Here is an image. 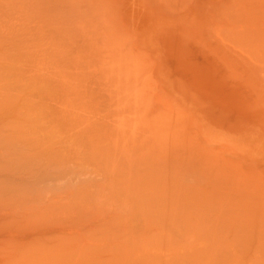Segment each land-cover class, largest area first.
Listing matches in <instances>:
<instances>
[{
	"label": "bare ground",
	"instance_id": "6f19581e",
	"mask_svg": "<svg viewBox=\"0 0 264 264\" xmlns=\"http://www.w3.org/2000/svg\"><path fill=\"white\" fill-rule=\"evenodd\" d=\"M7 1L9 0H6V2ZM16 1L18 2L19 0H16ZM161 1H164V0H160V2ZM170 1H173V0H170ZM176 1H179V0H176ZM190 1L187 0V2H190ZM167 2H168L167 3L168 5L169 3H172L169 1ZM179 4L176 6L181 7ZM15 5H18V6L20 5L19 7L21 8ZM15 5H14L15 7L13 8H17V9L19 8L20 9L19 11L21 13L23 12L22 20H21V17L19 16L20 12L17 11L18 14H16L18 15L17 18H19V20L22 21L20 23L21 24L20 28L22 31H20L19 27L17 26L18 28L17 27L16 29L14 28L15 31L13 30V32H11L14 26L9 27L12 24L10 25L6 24L8 28L5 24L3 26L2 25L3 21L7 22L9 20L7 19V21H5L4 17L2 19L0 16V20L2 21V22L0 21V69L2 70V71L0 70V228H3L4 231L7 233L9 232V234H3L4 237L7 235L6 238H4L5 240H3V244L5 241L7 242V245L8 244L10 245V246L8 245V248H3V246L2 247L0 246V250L4 251V255H3L4 259L7 260L10 264L12 263H15V264H85L87 260V257L85 256L86 254H89L88 252H91L95 255L96 263L100 264V257H101L100 256V252H101L100 251L101 250L100 249V244H101L100 237L102 235L103 236H105L106 234L108 235L109 233L114 234L113 233L114 231L112 230L114 229L113 226L115 225L112 226V224L118 222L117 226L119 229L115 227V233H118L117 236L122 239L123 237L131 238V241L129 244V246L130 245L131 246L128 247L126 245L125 248H122L121 247L122 244H121L119 246H115V249L111 248L112 250L114 249L116 251L115 253H118V256H115L111 259H114L116 262H118L119 259H120V262L126 260V261H130L131 263L134 261L133 263H137V264L138 263L149 264L151 260H154V261L156 260L158 264H175L178 262L177 260H182L181 262H179L180 264L184 263L183 261H185V258L191 257L189 254V251L192 249V247H194L195 245L194 241L196 240L192 236V239H194V241H192V244L190 245L187 244V247H184V245H186L185 243H187L186 239H188L190 235L186 238H184L183 235L185 232H191V230L193 229V226H195L193 224L200 221L198 218L195 217V214L205 215L206 210L210 208L212 209L214 207H215L214 208L215 210L217 207L214 205L213 202H210V201L204 202V200L201 199L202 197L200 196L199 192H202L204 190V187L203 185H200L202 182L201 183L199 182L200 180H202L203 182L206 180L205 178L207 176L206 174H205L206 176L205 175L200 176L199 179L202 177L200 180H194L195 178L194 179L192 178L193 179L192 181L188 177H186L188 179L184 180L185 182L190 180L192 184L193 182L195 183V181H197L198 183L197 185H200L202 187L197 186V185H191L190 183L181 182L183 181V179H180L182 178V176L178 174L179 171L177 170L178 173L174 171L176 168L175 167L176 164L174 166L172 165L174 170H168L166 167H164V165L167 162L169 163L167 164L170 165L171 162H174V160L177 159L175 157V156H178L176 155V153H174L175 155L173 154L174 156L170 155L172 156L170 157V159L163 160L165 161V164L162 161L160 163L156 162L157 168L159 167V164L163 166V167L160 166L159 167L160 169L157 170L155 163L154 162L151 163V161L149 160L150 158L156 157V156L153 157V154L155 155V153H152V152L149 153V148L147 144L145 143V141H144V144L146 145H144L143 142L140 145L138 143V140L136 141L134 140V138H136L137 136H140V134L136 135V137L131 135L132 133L130 130V125H128L127 123V120H128L127 118H129L130 115L127 117V114L133 112V111L129 112V110L133 109L131 104L133 103L132 85L134 83V80H133L131 73L127 72L128 66L125 67L124 64L123 65L121 64L122 66H124V68L122 67V69L124 70L125 68H127L126 69L127 71L125 70L122 71L121 67L119 68V63L121 60L118 62L117 55L115 56L111 48V44H113L114 40L105 39L106 37H108L109 35L108 33L110 32L108 31L110 26L108 25V28H107L105 19L107 18L106 16L107 12L108 13L110 12L108 11V9L106 11L104 7H100V0H21L18 2V4H15ZM6 12H7V9H6ZM114 14H112L111 16H113ZM6 16L7 15H5V17ZM238 16L242 20L239 14ZM12 17H13V14H11V18ZM114 17L116 18V16L114 15L113 17L110 18V20H112ZM13 18H16V17H13ZM19 20H17L16 23H18ZM11 21L12 22L9 21V23H13L14 25V22L16 20L14 21L13 19H11ZM124 24H126L124 20L121 21L120 19L121 29L124 28L123 27ZM17 30L18 32H22V35H21L22 38H20L21 36L18 37L21 34L19 33V35L17 36V38L19 39L14 37L15 39L11 38V40H16V42L13 41L14 44H17V41L18 42L22 41V42H19L20 44L22 43L21 46L19 43L17 44L19 45L18 47H20L21 50L22 49L24 50L22 45H24V47L27 48L25 49L26 51L24 50L25 54L23 53L24 55L21 57H25L26 54L28 55V52H27L28 47L26 46L27 45L25 43L26 40L24 39H27V42H28V39H34V41L37 39L36 41H38V42H33V45L35 43H37L38 45L35 44L36 46L34 45L33 47V45H31L29 47L30 49L31 47L35 48V53L39 54V55L36 54L38 56V59L36 58L37 61H40L42 59L43 61L47 62L46 65L43 67L45 69L44 71L42 70L41 66H43V64L45 63H42L41 61L40 62L42 63V65L37 64L39 65V66L36 65L37 71H34V72H38V74H40L41 76L42 75L46 76L43 78L44 79L43 84L44 83L47 84V79L51 78L48 80L49 82H51L50 84L52 86L54 85L55 87L57 85L58 87L57 83H59V81H57L54 78V75L55 77H57L58 74L60 75L62 74V72L64 73V71L62 72L60 71V73H58L57 69L54 67L55 65L60 66L62 68L64 67L63 70L66 69V71L70 67L77 68L81 70V72H84V73L89 72L90 74H93L94 76L96 75L97 77L96 78L97 85L100 86V103L102 106L104 105V108H103V111H105L104 112L105 113L104 122L106 123H105V129L103 132L104 136L101 138L102 144L100 145V147H98L100 148V150L95 151L94 155L96 156L93 155V157H95L94 160L96 159L98 160L97 164H96V161L95 163H93L91 160H90L91 162L89 161L90 156L89 157L86 156V157H88V161L90 162L89 164L92 163L98 166L101 164L100 161L103 162L101 165H105L106 173H107L105 178L109 180L111 185L117 184L116 185V188H118L117 196L119 197L116 201L112 200L111 202L107 200L109 203H105V204H107L108 206L107 205L104 206L103 204H101V206L105 207L104 210H100L101 208L100 206V179L96 180L93 177L94 174H96L95 177L98 176L97 174H99L100 172V166L96 167L94 171H91L93 173L92 175V173L87 170V168H90V167L86 168L85 164L81 163L83 159H86L84 158L85 154H88V153H85V154L82 153L83 152L82 143L80 142L78 145L71 143V147H70L69 145H67L68 143L67 142L66 145L69 148L66 150L65 148L66 145L65 143H63L64 141L62 140L64 138H61L60 136L57 137L55 135L58 138L57 139L56 137L50 135L48 136L49 137L48 139L47 138L43 139L42 137L44 136V134L42 133V131H44L43 129L45 127L43 126L44 128H42V126L41 127L39 126L41 122L43 124V121L41 120L42 117H40L38 120L36 119L37 121L35 119L32 120L31 117L35 116L34 111L33 113H31V117H30L28 113H26L25 111L23 112L20 109L21 107L22 108L24 107L23 104L21 103L22 101L24 102V100H21L20 97H22L23 99V96H25V98L26 96H28V94L26 93L27 94L26 95L24 92L25 87L29 85H31L29 86L31 88L33 87V85L34 87H36L38 85L37 81L38 80L39 82L42 81L38 79L41 76H39L37 80L34 79V81L36 82H34L33 79H31V81L34 82L33 85L31 82L29 83L28 81H27V84L29 85H27L24 83L25 81L22 82V80L20 79L21 83L19 85L22 84L23 87L21 86L19 87L15 86V87L23 88L24 90L22 89L17 90L15 87H11L8 89L7 84L8 83L10 84L11 82L10 80L15 81L14 78L17 79L16 78L17 71L15 73L10 72L11 78L9 80L5 79L6 77L5 75H9V72H8L9 69L8 71H6L7 74H5L6 72H4L5 70L3 69H7L8 67L9 68L11 67L8 65H5V67H7L5 68L3 64L6 61L5 60L3 61V59H6L7 61H9V62H6L7 64L13 62L11 61L13 60V58H11V60L8 59L9 58L8 55H10L11 57L12 50H14V52L17 51L11 48H18V47L16 46L11 47L10 45L11 40L10 38H9L10 41L7 40V35L9 34V32L14 34V32H16ZM255 31L257 32V30ZM263 31L261 32L263 33ZM242 38H241V42L244 44ZM117 40L119 41V39ZM128 41H130L129 44H132L131 40H128ZM126 42L124 43V44H127L125 45V47L128 46V43ZM115 44H117L118 47H121L120 45H118V43H115ZM115 44L114 46L116 47ZM251 46L253 45L251 44ZM7 50L9 51V54H7L8 53ZM31 51L34 52L33 49ZM4 53L7 54V57H5L6 55L3 56ZM21 53H22L21 51L19 52V54L14 53L13 56L15 57V54H17L19 58L17 59L19 61L21 59L19 57ZM57 53H60V54H57ZM39 58L41 59L39 60ZM17 59L16 61L13 62V64L15 62L18 63ZM53 60L58 62V63H54L55 64L54 66H53ZM22 61H25V60H22ZM22 63L20 61L21 65ZM30 63L32 62L30 61ZM13 64L11 63V66ZM14 66L15 67L12 66V68L16 70L15 69L16 65ZM33 66L35 67V65ZM18 67H19V69H17L18 71H20L21 69L25 71L24 70L26 68L25 66L24 68H22V66H17V68ZM12 68L10 70H12ZM28 69L26 68V72L28 71ZM33 69H30L29 71ZM29 71L27 74L33 75L32 73L34 72H29ZM53 71L55 72V74ZM2 73H4V76L2 75ZM13 73H14V76L16 77H13ZM20 73H22V70L21 72H18L19 78H21L22 76V74L20 76ZM24 73L25 72H23V74ZM37 75L35 76L37 77ZM48 76L49 78H47ZM27 78L29 77L27 76ZM30 78L32 77L30 76ZM60 78H61L60 80L61 83L63 82L62 84H65V79H63L65 77L63 76L61 77L60 75ZM52 80L54 81L53 83H52ZM7 81H10V82L7 83ZM50 84H47V85L49 86ZM41 87H39V89H42L45 87L44 88L45 91H47L48 89L50 91V87H47L48 89L44 85L42 88ZM55 87H52V88L56 89L57 87L56 88ZM14 88L16 89V91L14 90ZM37 89L35 90L34 88V90L32 91L31 89L28 88L25 91H28L30 93L31 99H34V97L32 98L34 94L33 92H35L34 95H36V92H38L39 90ZM42 90L39 92H44ZM20 91L22 95L20 94ZM140 91L141 89L139 90V92ZM51 93H53V91H51ZM142 94H144L145 96L146 93H141V95ZM147 95L149 94L147 93ZM68 98H70V96H68ZM18 99H20L21 101ZM17 100L20 101V104H22V106L20 104H19L20 106H18L17 104V106L20 107L19 108L20 110H17L16 105L14 106V108L16 107V110L13 108V105L18 103ZM138 100H141V99H138ZM25 101L29 103L27 98ZM10 103H12V105ZM33 103L34 102H32V104ZM28 105L30 106L31 104H28ZM28 105H26L25 107L28 108L27 110L32 112V110L29 109ZM36 105L41 106L38 102ZM42 106H41V109L39 108V110H42V108H44V110H42L44 113V111L46 110H45V107L44 106L42 107ZM60 106H63V105H60ZM60 106H57V108H55L52 105V108L54 109L53 111H55V109L58 111L56 113L52 111L53 113L52 115L56 114L58 118L62 119L64 116V113L60 109L62 108ZM30 107H33V105H31ZM168 108L170 110V107ZM36 109L38 110V106H36L35 111ZM19 111L21 112L18 114L17 112ZM21 113L24 116L26 115L29 116L30 119L27 117H24ZM39 113L40 115L42 114L41 111L37 112L38 117H39ZM44 114H46L45 118L51 117L50 115H47L48 113L46 112ZM49 114L51 113L49 112ZM58 114L60 115L63 114V116L61 115L62 117L61 116L59 117ZM156 114L158 116H161L162 114H165V112L158 108V112H156ZM36 117L37 116H35L34 118ZM26 118L32 122L33 126L35 125H38V126L37 127L35 126L34 128L32 127V130H31V127L24 126L27 123ZM51 119L52 121L54 120L53 117ZM55 119H56V116H55ZM43 120H44V117H43ZM48 122H51V120H49ZM56 123L55 125H57ZM146 125L147 124H145L146 130L150 131L153 129V128L147 129L148 127ZM84 126H85V123L83 127ZM26 127H28L29 129L26 130ZM86 127H88V125H86ZM40 128H42L41 131H39ZM80 128L82 129V126H80L79 129ZM137 129L135 130L138 131ZM32 131L33 132L35 131V132L33 133ZM39 132L43 134V136L41 137L42 139L38 137L39 135H41V133ZM82 133L79 132L78 134L84 137L85 132L83 133L84 135ZM145 133L149 134L152 132L147 131ZM142 134L143 136L145 135L144 132ZM149 135L151 136L153 134H149ZM141 138L143 137H140L138 139H141ZM145 138L147 139V137ZM153 138L152 136L150 137V139H153ZM146 141L149 145H151L150 143L154 141V139L151 140L150 142H148V140ZM154 142H156L158 145H160L161 143V142L158 143L157 140ZM83 144L85 145L84 142ZM233 145L235 147L237 146L236 144H233ZM239 148L244 149V150L248 148L251 152H253V153L250 152V154H252L254 158L256 157L261 158L259 157V155L264 156V140H261V139H255L254 141L248 140L246 141V144L244 143L241 144ZM85 150L87 152V149ZM100 156L102 157L101 159H100ZM171 158L173 159L170 162L169 160H171ZM155 159H158V158H155ZM88 161L85 163L88 164ZM98 162L100 164H98ZM81 164L83 165L84 168H86L87 171H85L83 167H81L82 166ZM152 164H154L156 169L153 168L154 166L152 167ZM172 167L170 168L172 169ZM187 168H190V167H187ZM204 178L205 180H203ZM210 180L211 179H209V181ZM91 189H93V191H91L93 193L91 192L89 193V190ZM91 199H94V200L91 201ZM111 206H113L112 213L109 212L111 211L110 210ZM107 207L108 209H106ZM100 212L102 214H100ZM177 215L184 216V219H186L187 217L188 221H186V223L187 224L189 223V224L188 225L186 224V227L189 226L187 228L188 231L180 229L179 225L175 226V225L170 224L169 226V224H167L168 223L167 220L169 218H173ZM216 217H217V214H216ZM133 219H137L140 222L139 223L140 229L138 230L139 234L136 232L137 236L133 235L136 229L134 228V224L132 225V223L129 221ZM125 222H127L129 225H127ZM214 222L213 224H211L212 226L209 225V227L213 228L215 224ZM221 224H222V221L220 223L221 227L218 225L216 228L218 229L216 231L217 237H220L218 235V232L220 231H222L220 233H223V234L224 233L229 234V235L235 234V226H232V228H229V229H223V225ZM104 226L107 227V230H106L107 232L104 230L106 229ZM100 227L104 228L102 229L101 233L105 231V234L103 232L101 235ZM35 228H38V229H35ZM108 228L112 230L110 231ZM200 228L201 227L199 226L196 231V233L198 232L197 233L198 237L200 236L199 239H202V240L206 239L207 242H209L208 241L210 239L208 236L209 233L201 232ZM253 228L255 227H251V229ZM177 229L180 231V234L176 232ZM116 230H120V233L122 234H120L119 232H116ZM172 230L173 231L175 230L174 232L178 233L179 235L183 237L184 245L181 240H177L178 237L176 238L177 240L176 242H178L179 245L181 244V246H178V247L176 245L173 246L172 241H171L172 242L171 245L169 243H168L169 245L165 244L169 241V238H167V236L170 234V232H172ZM239 230L240 229H238V231ZM240 231L238 232V235L240 234ZM245 231H247V229ZM254 231L257 232L256 229L255 230L253 229V231L251 230V233H252L251 236H253V234L255 233ZM263 231L264 230H262V232ZM176 233H174L173 235H177ZM199 233H202V234H199ZM258 234H256V236ZM213 235H214V231H213ZM157 236L158 237L160 236L161 239H164L166 241L161 240L160 238L158 239L159 241H157L155 238ZM116 237L114 236L111 238H115L113 240L116 241V239L118 240V238ZM227 237L229 238L231 236L227 235ZM108 238H110L109 235H108ZM225 240L227 243L228 239H226V237H225ZM262 241H264L263 238H262ZM262 241H259V243H261ZM223 242L225 241L223 240ZM251 242H254V241H251ZM103 244H105V242ZM115 244H116L115 242L113 244L110 243V245H115ZM220 244L221 243L219 242L217 243L213 242L211 245H208V246H211V247L215 246L214 247V250H215L216 246ZM263 244L264 243L257 244L261 247L257 249L255 248L257 252H258V249L261 252L263 251L264 246H261ZM254 246H256V244ZM102 247L103 246H101V248ZM230 247H233V246L231 245ZM198 248L195 249V251L198 252L199 259H201L203 257V256H200L199 254L201 253V248H199V250ZM234 248H237V247L234 246ZM103 249L105 250V247ZM155 249L158 250V253L151 255L150 251L155 250ZM229 249L230 248L225 249V250H227L228 253L230 252L232 253L231 251L232 248L230 250ZM8 251L10 252L8 253ZM103 251L101 253H103ZM234 251L236 250L234 249ZM239 252H244V250L239 251ZM255 252L254 254H256ZM222 253H223V250H221L220 252V255H219L220 257L221 255L223 257ZM233 254L234 253H232V255ZM261 255L259 258L262 257ZM149 256H151L152 259ZM241 256L244 257L245 259L246 258L248 259L250 256V253L243 254ZM107 257H104V258L107 260H111ZM181 258H184V259H181ZM188 258L186 260H188ZM205 258L206 257H204L203 259ZM233 258L235 259V257ZM249 259L248 261H250ZM253 260L255 259H252L251 262ZM105 261L103 260V262ZM260 261L262 260L260 259ZM112 262L113 260L111 261V264ZM224 262H222V264ZM237 263L240 264V262H237ZM256 264H262V263L257 262Z\"/></svg>",
	"mask_w": 264,
	"mask_h": 264
},
{
	"label": "rangeland",
	"instance_id": "374dc122",
	"mask_svg": "<svg viewBox=\"0 0 264 264\" xmlns=\"http://www.w3.org/2000/svg\"><path fill=\"white\" fill-rule=\"evenodd\" d=\"M9 1L6 2V0H0V16L2 19L4 17L5 21H7V19L10 22H12L11 19H13L14 21L16 20V21L14 22V25H13V23H9V21H7V22L3 21V24L2 23L1 24L3 26H4V24L5 25L6 24L7 25L12 24L9 26V27L14 26L13 29L11 30V32H13V30L15 31L17 26L19 27V30L22 31L20 28L21 27L20 23L22 22L21 20L23 17V14H22L23 12L21 13L19 11L20 10L19 8H21V7H19L20 5L19 6L15 5V4H18V2L21 0H19L18 2L16 0H9ZM14 5L19 7V8L18 9L13 8V7H15ZM118 5H119L118 0H100V7H104V9L106 11L108 9V11L110 12V13L107 12V15H106L107 18L105 19L106 24H107V28H108V25L110 26L108 29V31H110V32L108 33L109 34L108 37H106L105 39L114 40L113 44H111V48L113 50V53L115 54V56L117 55L118 62L120 60L121 61L123 60L122 61L123 63L120 61L119 68L121 67L122 71L128 70L127 72L131 73L133 80H134V83L132 85L133 103L131 104L133 109L129 110V112L130 111H133V112L127 114V117L130 115L129 118L126 117L128 119L127 123H128V125H130V130L132 133L131 135L136 137V135L140 134V136H137L136 137L137 139L134 138V140L135 141L138 140V143L140 145L142 144V142L144 144V141H145V143L147 144V146L149 148V153L150 152L155 153V155L153 154V157L154 156H156V157L150 158L149 160L151 161V163H153V162L155 163L156 168H157L156 162L160 163L162 161L165 164V161H163V160L170 159V157L174 156L175 155L174 153H176V155H178V156H175L177 159H175L174 162H171L174 157L171 158V160H169L173 164L170 163V165H171L170 166V165H168L169 163L167 162L168 164L166 163L165 164L166 166L164 165V167H166L168 170H174L172 165L174 166L176 164L175 165L176 168L174 171L177 173L179 171L178 174L180 176H182V178H180V179H183V181H181V182H185L184 180H186L188 178L191 179L192 181L194 178H195L194 180H200L202 177L200 179H199V177L206 174L207 175V176L205 175L206 180L204 178L203 179V180H205L204 182L202 180H200V182H199V183L202 182L203 184L201 183L200 185H203V187H204V190L202 192H199V193H200V196L202 197L201 199H203L204 202H208V201L213 202L214 205L217 207L214 210L215 207L212 206L214 208H212V209L210 208V209L206 210L205 215L195 214V217L198 218L200 221L196 222L195 224L192 223L195 226L191 225V226H193V229L191 230V232H185V231H188L187 228L189 227V226L186 227V224H187L186 221H188L187 217H186L187 220L184 219V216H182V215L181 216L177 215L173 218H169L167 220L168 221L167 224H169V226H170V224L175 225V226L179 225L180 229L185 230L184 231L185 233L183 232L184 233L183 237L186 238L189 235L190 236L188 239H186L187 243H185L186 245H184L183 237L181 235H179L180 231L177 229L176 232H178L179 233L178 234V233L174 232L175 230L174 231L172 230L173 233L170 232V234L168 233L169 234L168 236L166 235L167 238H169V241L165 244L171 245L173 242V246L176 245L178 247V246H181V244L179 245L178 242H176V241L181 240L184 247H187V244L190 245V244H192V241H194V239H192V236L195 238V240H196V241H194L195 245L189 251L190 256L193 258L189 257L190 258V260H189V258L187 257L189 261L186 260L187 258H185V261H183L184 263H182V264H187V263L188 264H217V262H218V264L219 263L222 264V262H224V261L225 262L223 264H239L237 262H240V264L241 263L242 264H256L257 262L258 263L261 262L262 264H264V249L262 252L259 251V249H258V252L256 251L257 248H261L257 244L264 243V241H262V238L264 240V231L262 232V230H264V156L259 155V157H261V158H257V157L254 158L253 155L250 154L251 151L248 148L246 150L239 148V146L241 144H243V143L246 144V141H248V140H253V141L255 139L264 140V40H263L264 39V31H263L264 30V0H233V3H232L233 39L235 42L233 44V46L237 50H240L242 55H244L243 57H246V59L248 60V68H249V74L244 75L243 78H241L242 81L240 83L242 86L238 87L237 86L238 83L236 81L238 79V77L234 78L233 92H232V94H233L232 95L233 114H234L233 115V132L232 133H222V132H217V131L211 130L210 128H205L206 125L204 126L194 119H193V122L189 121V124H187V120L184 117H178V116L170 115L167 112H165L164 110L163 111L165 112V114H162L161 116H158L156 114V112H158V108L160 110H162V109L157 106V104L155 102V96H156V99H158L157 102H159L160 104H165L162 101L164 96H160V94L158 95V93L156 95V85L154 82V77H153V75H151L150 66H149V63H147L146 58L144 57L145 56L144 53L143 52H137L136 50H134V46L132 45L133 44L132 42H131L132 44H129L130 41H128V40H131V39L126 38V36L128 34V31L126 29V24H124V26H123L124 28L121 29L120 18H119V13H118ZM109 8L111 9V11ZM6 9H7V12H6ZM112 10L115 12V14ZM17 11L20 12L19 16L21 17V20H19V18H17V16H18V15H16V14H18ZM15 12H17V13H15ZM11 14H13V17H16V18H13V17L11 18ZM112 14H114L116 16V18L115 17L113 18L114 20L113 19L110 20V18L114 16V15L111 16ZM238 14L241 16L242 20L240 19ZM5 15H7V16L5 17ZM9 16H10V18H9ZM17 20H19L18 23H16ZM234 20H236V21H234ZM238 20L241 22H239ZM114 23H115V25H114ZM7 28H8V26H7ZM255 30H257L258 33ZM124 31H125V33H124ZM261 31H263V33ZM11 32H9L10 35L9 34L7 35V40H9V38H10V40H11V38H13V39L17 38L19 33H21V34L18 37H20L22 35V32H18V30L16 32H14V34H12ZM16 33H18V34H16ZM235 35H237L238 37ZM8 36H10V37H8ZM20 38H22V36ZM241 38L243 39L244 44L241 42ZM17 39H19V38H17ZM117 39H119V41ZM24 40H26L25 43L27 45L26 44L25 45L28 47V50L30 49L29 46L33 45V42H38V41H36L37 39L35 41H34V39H28V42H27V39H24ZM11 41H10L11 47H14V46L18 47L19 45H17V44L19 42H22V41H19V42L17 41V44H14V42H16V40H11ZM125 42L128 43V46H126V47H125V45H127V44H124ZM115 43H118V45H120L121 47H118L117 44H115ZM241 43H242V45H241ZM21 44H20V46H21ZM35 44L38 45L37 43H35ZM114 44L116 45V47L114 46ZM251 44L253 46H251ZM34 45H33V47H34ZM22 46H23L24 50L27 49L26 47H24V45H22ZM33 47H31V49L29 51L27 50L28 55L27 54L25 55L27 60L25 57H21L25 54L23 49H22L23 50L22 51L20 47L11 48V49H15V51L17 50L19 52L20 51L22 52L21 55H19V57L21 58L19 61H18L19 58L17 55V54H19V52H17V51L14 52V50H12V52L17 53V54H15V57L13 56L14 53H12V52H11V57H10V55H8V57H9L8 59L11 60V58H13V60H11L13 62L16 61V59L18 58L17 62L19 63V65L16 62L13 64V62L10 61L13 64L12 65L13 67H15L14 65H16V68H15L16 70H14L12 68L11 63H8V64L6 63L9 61H7L6 59H3V61L4 60L6 61L5 62L6 64L5 63L3 64L4 67H5V65H8L12 68V70H14V71H12V70H10L11 68L5 67L7 69H3V70H5L4 72L8 71V69H9V71H8L9 75H5L6 76L5 79L9 80L11 78L10 72L15 73L17 71L16 72L17 77L14 76V73H13V77H16L17 79L14 78L15 81L10 80L11 82L7 81V83L10 82V84L9 83L7 84L8 89L11 87H15V86L16 87H19V86L23 87L22 84L19 85L21 83V80H22V82L25 81L24 82L25 84H27V81H28L29 83L31 82L33 85L34 82H36V81H34V79L37 80V78L39 76H41L40 74H38V72H34V71H37L36 67L39 65H42V63H45V64H43V66H41L42 70L43 71L45 70L43 67L46 65L47 62L43 61L41 58H39V60L41 59L40 61L42 63L40 61H37L38 56L36 54H38V53H35V48H33ZM32 49L34 50V52L31 51ZM115 50H116V52H115ZM121 50H123V51H121ZM116 53H118V54H116ZM7 54H9V51ZM7 54L4 53L3 56L6 55L5 57H7ZM57 54H60V53H57ZM257 59H259V60H257ZM22 60H25V61H22ZM20 61H21V63L23 62L22 65L20 64ZM30 61L32 63H30ZM25 62H27V63H25ZM54 63H58V62L53 60V66L55 65ZM32 64L35 65V67ZM37 64H39V65H37ZM121 64L122 65L124 64L125 67L128 66V69L125 68L123 70L122 67L124 68V66H122ZM23 65L27 69L30 67L28 69V71L30 69L34 68L33 70L29 71V72H34V73H32L33 75H31V74L28 75L27 74L28 71L26 72V68H25L24 69L25 71H23V69H21L22 73H20V76H21V74H22V76L23 75L24 76L23 77L21 76V78H19L18 72H21V70L18 71L17 69H19V67L17 68V66H22V68H24ZM54 67L57 69L58 73H60V71L61 72L64 71V73L62 72V74H60V75H61V77L62 76L65 77V78H63V79H65V84H62L63 82L61 83V81H60L61 78H60V75L58 74L59 77L58 76L55 77V75H54V78L57 81H59V83H57L58 87L56 85V87H57L56 88L54 85L52 86L50 84L51 82H49L48 80L51 78H49V76L47 77V78H49V79H47V84H50L48 86L46 83L43 84V82H44L43 78L46 76L42 75L40 78H38V79L42 80L41 82H39V80L37 81L38 85H39V87H41V86L43 87V85L46 86V88L50 87V91L48 88H47L48 90L45 91L44 90L45 87L44 88L41 87L43 89L42 90V89H39L38 85L36 87H34V85H33L35 90L37 88L39 89V90L37 89L38 92H36V95H34L35 92H33L34 94H33L32 98L34 97V99H31L30 93L28 91H25L28 88L33 91L34 88L29 87L31 85L27 84V85H29V86L26 85L28 88L24 86L25 90L23 88H16L15 87L17 90L22 89V90H24L25 94L26 93L28 94V96H26V98L29 101V103L27 101H25L26 98H25V96H23V99H22V97H20V99L24 100V102L26 103L25 104L23 101L21 102L24 107L23 108L18 107L20 105L22 106V104H20L21 100L18 99L20 101L17 100L18 103L14 104L13 108L15 105L17 106V104H18L17 110L21 109L23 112L25 111L26 113H28L30 115V117H31V113H33V111H34V115L37 117H38L37 112L41 111V113L43 115L42 114L40 115V113H39L38 118L37 117L34 118L35 116L31 117L32 120L33 119L38 120L40 117H42L41 120L43 121V124L41 122L39 126L40 127L42 126V128L45 127L43 129L44 131H42L44 136L41 132H39V133H41V135L38 134L39 138H41L43 136L42 137L43 139H45V138L48 139L49 138L48 136H50V135L54 136V137L60 136L61 138H64V139H62L64 141L63 143H65V145H66V143L68 142L67 145H69L70 147H71V143L77 144V145L80 142L82 143V148H83L82 153H84V154L88 153L89 155L85 154L84 158H86V159H83L84 162L82 161L81 163L82 164L84 163L86 168L87 167L92 168V169L87 168V170L90 172L94 171V169H96V167L100 166V172H99L100 175L97 174L98 176L95 177L96 174L93 175V173L92 172L91 173L96 180L100 179V206H101V204H103L105 206V205H107L105 203H109L107 200L112 202V200L116 201L119 197L117 196V194H118L117 193L118 188H116L117 184L111 185L109 180H107L105 178L107 173H106L105 165H101L103 162L100 161L101 164L98 162V164H100L98 166H96L92 163L89 164L91 161L93 163H95V161H96V164H97L98 160L97 159L94 160L95 157H93V155L95 154V151L100 150V148H98V147H100V145L102 144L101 138L104 136L103 132H104L105 123H106V122H104L105 121V117H104L105 111H103L104 105L102 106L100 103V86L97 85V81H96L97 77H96V75L94 76L93 74H90L89 72L84 73V72H81V70H79L77 68H73V67L72 68L70 67L71 69L68 68L67 71L70 70L68 72L66 71V69L63 70L64 67L62 68V67L57 66V65H55ZM23 72H25L26 74L25 73L23 74ZM66 72H67V74H66ZM35 73H37L38 75ZM5 74H7V72ZM54 74H55V72H54ZM2 75L4 76V73H2ZM35 75H37V77ZM27 76L29 78H27ZM30 76L32 78H30ZM33 76H34V78H33ZM22 78H24V79H22ZM57 78H59V79H57ZM31 79H33L34 82L31 81ZM53 82L54 81L52 80V83ZM52 87H55L56 89H54ZM246 87L249 89V91L247 90ZM15 88H14V90L16 91ZM51 88H52V90H51ZM140 89H141V91L139 92ZM41 90L44 92H39ZM21 91H20V94H21ZM51 91H53V93H51ZM45 92H47V93H45ZM141 93H146V94L144 96V94L141 95ZM147 93L150 96L147 95ZM31 94H32V92H31ZM51 95H52V97H51ZM68 96H70V98H68ZM147 96H149V97H147ZM8 97H7V99H8ZM136 97L138 99H141V100H138ZM139 97H141V98H139ZM36 98H37V100H36ZM35 100L41 106L43 105L45 107L46 111H44V113L45 112L48 113L47 115H50L51 117L48 116L50 118H45L46 114H44L42 111V110H44V108H42V110H39V108L41 109V106L36 105L37 102ZM8 101H10V100H8ZM32 102H34V103L32 104ZM27 103L33 105V107H30L31 105L29 106ZM10 104L12 105V103H10ZM26 105H28L29 109L32 110V112L27 110L28 108L25 107ZM52 105L55 108H57V106L63 105V106H60V107H62L60 109L64 113L65 117L63 116V114H61L63 116V118L62 119L58 118V116L55 114L58 111L56 109H55V111H53L54 109L52 108ZM36 106H38L39 111L37 109L35 111ZM154 108H156V109H154ZM167 108H168V106H167ZM14 109L16 110V107ZM170 110H169L170 112H174V111H176V107H170ZM52 111L55 112L54 113L55 115H52L53 114ZM20 112L21 111H19L17 113L19 114ZM49 112L51 114H49ZM58 115H59V117L61 116L60 114H58ZM137 115H138V117H137ZM55 116H56V119H55ZM24 117L29 118V116H27V115ZM43 117H44V120H43ZM52 117L54 119L53 121L51 119ZM27 118H26V120H27L26 124L27 125L25 124L24 126L31 127V130H32V127L34 128L35 126L36 127L38 126V125L33 126L32 122L30 120H28ZM45 119H47V120H45ZM48 119L51 120V122H48L49 121ZM39 122H40V120H39ZM54 122L57 125H55ZM133 122H135V123H133ZM30 123H31V125H30ZM84 123H85V126L83 127ZM144 123L147 124L146 125L148 127L147 129H149V128L150 129L153 128V129L150 131L146 130ZM86 125H88L89 128L86 127ZM80 126H82V129L85 130L84 131L80 128L83 131V133L85 132L84 137L82 135L78 134L79 132L82 133V131L79 129ZM28 127H26V130L29 129ZM193 127L197 128V129L199 128V131L202 132L200 140H198L197 137L191 133L192 131L189 132V129L192 130ZM42 128H40V130L39 129L38 130L41 131ZM135 129H137L138 131H136ZM143 130H145V131H143ZM142 131L144 132V134H145L144 136L147 137V139L143 136ZM147 131L152 132L149 134H153V135H151L152 138L154 137L153 138L154 141L157 140L158 143L161 142L160 145H158L154 141H152L150 143L151 145H149L147 143L146 140H148V142L153 140V139H150L151 136L149 134L145 133ZM46 133H48V134H46ZM140 137H143V138L138 139ZM83 142L85 143L86 146L83 144ZM197 143H199V144H197ZM146 144H144V145H146ZM233 144H236L237 146L235 147ZM67 145L65 147L66 150L69 148ZM202 145L207 146V147L217 146L218 149H206ZM151 147H152V149H151ZM157 148L159 149V151ZM85 149H87V152ZM251 153H253V152H251ZM170 155H172V156H170ZM86 156H88V157L90 156V158H89V161L91 160L90 162L88 161V157H86ZM94 156H96V155H94ZM91 158H93V159H91ZM101 158L102 157L100 156V159ZM155 158H158V159H155ZM87 161H88V164L85 163ZM153 166H154V164H152V167ZM155 166L153 168H155ZM160 166L161 165L159 164V167ZM81 167H83V165ZM159 167L157 168V170L160 169ZM161 167H163V166H161ZM170 167H172V169ZM187 167H190V168H187ZM86 168L83 167V169L85 171H87ZM179 175H178V177H179ZM186 177H188V178H186ZM209 179H211V180L209 181ZM185 183H190L191 185H197L198 184L197 181H195L196 184L194 182L192 184V182L190 180H188ZM200 185H197V186H200ZM205 185H206V187H205ZM200 187H202V186H200ZM91 191H93V189L89 190V193ZM91 193H93V192H91ZM93 200L94 199H91V201H93ZM213 203H211V204H213ZM109 205H111V204H109ZM104 206H101L100 210H104L105 209ZM208 207H210V206H208ZM109 208H110V206H109ZM106 209H108V207ZM110 210L111 211H109V210H107V211L112 213L113 212L112 211L113 206H111ZM202 212H204V211H202ZM100 214H102V213L100 212ZM216 214H217V217H216ZM172 220H174V221H172ZM129 221L132 223V225L134 224V228L136 229L135 230L133 228L135 230L133 235L137 236L136 232L139 234L138 230L140 229V225H139L140 222L137 219H133V220H129ZM219 221H220V223L222 221L221 225H223V229H229V228H232V226H235V234L234 233H233L234 235H229V234H225V233L223 234V233H220V232H222V231H220V232H218V235L220 237H217L216 231L218 229H216V228L218 225L220 226ZM213 222L215 223L213 228L209 227V225L213 224ZM125 223L127 225H129L127 222H125ZM117 224H118V222L112 224V226L115 225V226H113L114 227L113 230L108 228L110 231L111 230L114 231L113 232L114 234H112V233L108 234L110 236V238H108L107 234L105 236L102 235L103 232L105 234L107 227L104 226L106 229L100 227V233H101L102 229L105 230L101 233L102 236L100 235L101 236L100 237V241H101L100 243L102 244V245L100 244V249H101L100 251L102 252L104 250L103 248L105 247V250L103 251L104 254L100 252V256H101L100 257V264H111L112 260L114 262V263L112 262V264H116V263L117 264H137V263H133L134 261L130 263V261L124 260V261H121L122 262L121 263L120 259L118 262H116L114 259H111L115 256H118V253H115L116 251L114 250L115 246H119L121 244H122V246H121L122 248H125L126 245L128 247L131 246V245L129 246L131 238L123 237V239H124V241H123L122 238H119L117 236L118 233H115V227H117V229H119ZM199 226L201 227L200 228L201 232L209 233L208 234V236L210 238L208 240L209 242H207L206 239H203V240L199 239L200 236L198 237V234H197L198 232L196 233L197 228ZM206 226H208V227H206ZM251 227H255L253 229L257 230V232L254 231L255 233L253 234V236H251L252 235L251 230L253 231V229H251ZM259 228H260V230H259ZM2 229L3 228H0V239H1L0 240V246L1 247L3 246V248H8L9 244L7 245V242L4 241V244H3V240H5L4 238H6L7 235L4 237L3 234H9V232L7 233L4 231V229L3 230ZM35 229H38V228H35ZM238 229L241 230V231L239 230L240 231L239 235H238V232H239ZM246 229H247V231H245ZM213 231H214V235H213ZM116 232L120 233V230H116ZM236 232H237V234H236ZM258 232H259V234H258ZM174 233H176L177 235H173ZM120 234H122V233H120ZM199 234H202V233H199ZM256 234H258V235L256 236ZM210 235H211V237H210ZM212 235H213V237H212ZM227 235L231 236V237L228 238ZM114 236L115 237L117 236L116 238H118L119 241L117 239H116V241H114L113 239H115V238H111ZM221 236H223V237H221ZM157 237H155V238L157 241H159L158 239L160 238V236L158 238ZM225 237H226V239H228L227 243H226ZM239 237H240V239H239ZM125 238L127 239V241ZM176 238H177V240H176ZM206 238H208V237H206ZM102 239H104V240H102ZM221 239H223L225 242H223V240H221ZM112 240L116 243L115 245H110V243H112V244L114 243ZM120 240H122V241H120ZM161 240H164V239H161ZM102 241H104L105 244H103L104 242H102ZM164 241H166V240H164ZM251 241H254V242H251ZM259 241H262V242L259 243ZM213 242H216V243L219 242L221 244L217 245L215 250H214L215 246H212V247L208 246V245H211ZM161 244H162V242H161ZM255 244H256V246H254ZM231 245L233 247H230ZM101 246H103V247L101 248ZM234 246L237 248H234ZM261 246H264V244ZM198 247L201 248V253H199L200 256H203L201 259H199L198 252L195 251V249H197ZM204 247L208 250H206ZM111 248H114V249L112 250ZM199 248H198V250H199ZM228 248H230V249L232 248L231 251H232V253H234L233 255L230 251H229L230 253H228L227 250H225ZM233 248L236 251H234ZM221 250H223V253H222L223 257H222V255H221V257L219 256ZM242 250H244V252H239ZM9 252L10 251H8V253ZM150 252H151V255H154L155 253H158V250L155 249V250H152ZM254 252L256 254H254ZM88 253L89 254H86V256H85V257H87L85 264H98L95 261V255L91 252H88ZM206 253H207V255H206ZM249 253H250V256H249L250 259L249 258L248 259L250 261H248L247 258L246 259L244 258L245 255H244V257L241 256L243 254H249ZM3 255H4V251L0 250V264H10L7 260L4 259ZM260 255L262 256L261 258H259ZM214 256H215V258H214ZM232 256L235 257V259ZM104 257H107L111 260H107ZM149 257L152 259L151 256H149ZM204 257H206V258L203 259ZM229 258H230V260H229ZM251 258L255 259V260H253L251 262V260H252ZM181 259H184V258H181ZM260 259L262 261H260ZM103 260L104 261L107 260V261L103 262ZM202 260H203V262H202ZM153 261L154 260H151V262L149 264H151V263L158 264L156 262V260L154 262ZM177 261H178L177 263L180 264L179 262H181L182 260H177ZM177 263H175V264H177ZM12 264H15V263H12ZM138 264H140V263H138Z\"/></svg>",
	"mask_w": 264,
	"mask_h": 264
},
{
	"label": "crops",
	"instance_id": "0c3cea01",
	"mask_svg": "<svg viewBox=\"0 0 264 264\" xmlns=\"http://www.w3.org/2000/svg\"><path fill=\"white\" fill-rule=\"evenodd\" d=\"M183 1L119 0L126 38L149 63L156 95L164 96L165 104L155 97L158 107L187 124L194 119L205 128L232 133L234 78L239 87L249 74L248 60L233 46V0ZM189 130L201 139L199 128Z\"/></svg>",
	"mask_w": 264,
	"mask_h": 264
}]
</instances>
